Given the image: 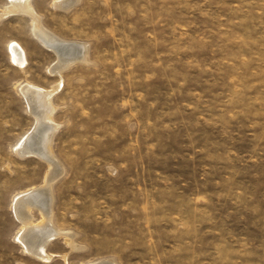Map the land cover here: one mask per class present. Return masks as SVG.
Listing matches in <instances>:
<instances>
[{
    "label": "rangeland",
    "instance_id": "rangeland-1",
    "mask_svg": "<svg viewBox=\"0 0 264 264\" xmlns=\"http://www.w3.org/2000/svg\"><path fill=\"white\" fill-rule=\"evenodd\" d=\"M30 3L87 61L57 67L27 14L0 15V264H264V0ZM27 84L57 85L47 259L12 208L48 170L15 151L36 124Z\"/></svg>",
    "mask_w": 264,
    "mask_h": 264
},
{
    "label": "bare ground",
    "instance_id": "bare-ground-1",
    "mask_svg": "<svg viewBox=\"0 0 264 264\" xmlns=\"http://www.w3.org/2000/svg\"><path fill=\"white\" fill-rule=\"evenodd\" d=\"M55 1L57 0H53V2ZM10 11H21L27 14L31 22L32 35L42 45L54 51L57 58L54 65L57 67L61 68L67 66L74 61H87V49H85L83 44L76 41L63 40L41 26L39 14L31 5L30 0H10L9 4L3 7L0 15ZM9 49L13 60L22 66L25 56L21 48L16 43H11ZM56 87L57 85L53 86L48 91L36 89L31 84L21 87V91L28 102L30 111L36 118V124L32 132L15 148V151L19 154L34 153L38 155L44 159L48 165V170H46L47 172L43 178L42 184L21 192L12 203L13 211L21 224L16 239L22 243L25 250L42 259H47L50 256L45 249L47 241L53 236L61 234L59 229L55 227L50 220L52 218V209H50L52 200L50 184L58 173L61 172V167L58 164L59 162L54 158L51 149L52 134L58 126V124L53 123L51 120V113L55 107L51 102V94ZM32 208H36L41 214V219L37 223L33 221L30 211ZM63 234L68 236V238L65 239L66 243L74 247L71 240L72 234Z\"/></svg>",
    "mask_w": 264,
    "mask_h": 264
}]
</instances>
